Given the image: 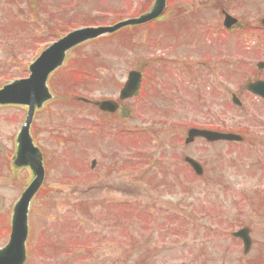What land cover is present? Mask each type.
<instances>
[{"label": "rangeland", "instance_id": "1", "mask_svg": "<svg viewBox=\"0 0 264 264\" xmlns=\"http://www.w3.org/2000/svg\"><path fill=\"white\" fill-rule=\"evenodd\" d=\"M11 1L0 0V89L26 78L57 36L132 17L147 0H39L33 13L26 0H13L18 15ZM219 2L242 24L224 37ZM167 5L172 19L77 47L48 79L53 98L29 129L46 173L30 203L25 264H264V101L243 90L254 75L264 80L255 66L264 63V0ZM137 68L148 79L124 108L127 118L104 123L94 106L69 98L117 100ZM26 111L0 107V248L32 179L11 165ZM196 126L242 143L183 144ZM186 157L203 166L202 177ZM243 227L252 240L244 256L231 238Z\"/></svg>", "mask_w": 264, "mask_h": 264}, {"label": "water", "instance_id": "2", "mask_svg": "<svg viewBox=\"0 0 264 264\" xmlns=\"http://www.w3.org/2000/svg\"><path fill=\"white\" fill-rule=\"evenodd\" d=\"M165 0H156L153 9L144 16H141L137 20H130L124 23L118 24L112 28H98V29H84V31H75L72 34L64 37L58 43L53 44L50 48L42 52V55L32 64L29 68L30 78L27 80L15 81L11 85L3 87L0 90V105H19L27 106L29 108L25 124L22 127V131L17 138L18 148L17 155L14 163L17 167L28 166L33 172L34 179L31 184L22 193L20 199L16 202V206L13 209V218L11 222L10 240L5 248L0 250V264H24L25 259V242L27 240L28 226H27V212L29 208V202L36 195L37 190L42 185L44 176L42 161L39 151L33 148L32 140L29 137V125L32 121L35 108L40 109L44 102L51 99L48 94V90L45 86V82L54 70L62 66V62L65 57V52L74 48L79 44L84 43L86 40L95 39V37L105 35V33H114L116 30L127 25L145 24L148 21H152L158 18L165 8ZM233 20L226 17L224 24L227 28L234 25ZM264 24V21L262 22ZM260 68L264 65L259 64ZM139 76L130 74L128 83L124 89L120 92L121 99L129 98L138 86ZM247 90L264 98V84L258 82L257 84L247 85ZM83 103H87L83 99H78ZM235 104H239L235 101ZM101 111L114 112L116 105L112 102H103L95 104ZM188 139L186 143L191 142L196 137H202L210 142L221 141H236L239 142L240 138L234 135H221L211 132L201 131H189ZM185 162L191 166L195 174L198 176L201 174V168L191 159L187 158ZM234 237L242 239L244 244V253L249 251L250 239L248 238V230L233 234Z\"/></svg>", "mask_w": 264, "mask_h": 264}, {"label": "flooded vegetation", "instance_id": "3", "mask_svg": "<svg viewBox=\"0 0 264 264\" xmlns=\"http://www.w3.org/2000/svg\"><path fill=\"white\" fill-rule=\"evenodd\" d=\"M222 5H223V4H222ZM223 10H224V9H223ZM221 12H222V10H220V13H221ZM149 24H151V23H149ZM223 34L226 35V36H228V35H227V32H224ZM224 35H223V36H224ZM225 38H226V37H225ZM253 81H255V80H253Z\"/></svg>", "mask_w": 264, "mask_h": 264}, {"label": "trees", "instance_id": "4", "mask_svg": "<svg viewBox=\"0 0 264 264\" xmlns=\"http://www.w3.org/2000/svg\"><path fill=\"white\" fill-rule=\"evenodd\" d=\"M76 239V238H75Z\"/></svg>", "mask_w": 264, "mask_h": 264}]
</instances>
